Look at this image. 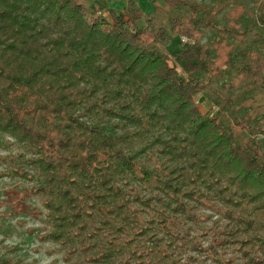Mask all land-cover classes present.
<instances>
[{
    "label": "trees",
    "instance_id": "trees-1",
    "mask_svg": "<svg viewBox=\"0 0 264 264\" xmlns=\"http://www.w3.org/2000/svg\"><path fill=\"white\" fill-rule=\"evenodd\" d=\"M161 1L110 22L78 0H0V135L22 149L0 179L32 184L45 218L28 233L68 263L264 264V0L237 28L217 3Z\"/></svg>",
    "mask_w": 264,
    "mask_h": 264
},
{
    "label": "rangeland",
    "instance_id": "rangeland-1",
    "mask_svg": "<svg viewBox=\"0 0 264 264\" xmlns=\"http://www.w3.org/2000/svg\"><path fill=\"white\" fill-rule=\"evenodd\" d=\"M84 6L96 11L97 14L103 15L108 21L112 22L114 13L122 11L126 6L127 0H78ZM144 15L152 14L157 6L162 5L161 0H134ZM195 2L203 9L210 8L213 3H217L213 11L214 19L219 27L224 24L237 28L239 24L246 20H251L254 16L255 7L250 6L247 0H187ZM260 1V0H258ZM219 4V5H218ZM253 4V3H251ZM250 18V19H249ZM144 18L138 20L135 25L140 28L145 27ZM204 34V40L210 36L209 31L201 29ZM150 33V32H148ZM146 33L145 38L150 39V34ZM189 40L185 36H179L170 41L167 45V51L170 56L178 55L186 46ZM229 47L226 46L225 40L217 46L215 62L222 63L227 56ZM195 101L201 113L209 112L217 114L215 109L206 102L200 95L195 97ZM254 111L261 115L264 121V95L253 105ZM6 140H9L7 143ZM22 149L11 139L0 135V157L15 155ZM5 166L4 161L0 160V170ZM32 184L27 181L0 179V257L20 258L27 264H76L66 262L63 258V251H58L56 246L51 242H41L35 235H30L28 229L31 227L38 228L43 223L45 211L41 207L37 198L32 196L30 188ZM13 248L11 251L6 248Z\"/></svg>",
    "mask_w": 264,
    "mask_h": 264
}]
</instances>
